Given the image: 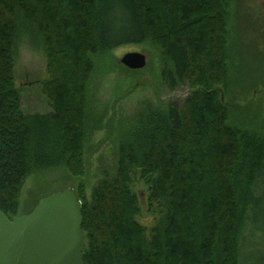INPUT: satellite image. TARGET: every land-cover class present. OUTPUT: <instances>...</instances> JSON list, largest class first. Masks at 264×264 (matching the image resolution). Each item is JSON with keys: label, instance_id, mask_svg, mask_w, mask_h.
Here are the masks:
<instances>
[{"label": "trees", "instance_id": "trees-1", "mask_svg": "<svg viewBox=\"0 0 264 264\" xmlns=\"http://www.w3.org/2000/svg\"><path fill=\"white\" fill-rule=\"evenodd\" d=\"M238 17L232 0H0V213L12 221L32 211L40 198L20 212L19 195L33 172L64 167L73 179L86 176L81 159L92 58L147 43L160 51L165 87L186 84L190 94L180 106L137 111L121 130L114 172L104 173L89 201L83 182L68 186L81 202L84 264H264V106L253 102L264 93V22L251 27L253 19ZM66 28L76 35L68 52L53 47ZM25 37L49 45L53 74L41 82L47 113H24L14 85L15 48ZM59 57L64 62L56 67ZM67 61L79 70L76 81L65 82L60 72ZM193 142L207 144V161L221 163V179L212 177L201 199L180 193L183 179L189 181L183 169L197 159L182 155ZM204 164L195 167L199 177ZM136 174L145 185L153 179L147 210L158 211L160 220L148 230L137 221ZM179 222L193 230L187 240Z\"/></svg>", "mask_w": 264, "mask_h": 264}, {"label": "rangeland", "instance_id": "rangeland-1", "mask_svg": "<svg viewBox=\"0 0 264 264\" xmlns=\"http://www.w3.org/2000/svg\"><path fill=\"white\" fill-rule=\"evenodd\" d=\"M232 9L236 15L238 14L240 21L246 19L251 21L253 19L251 27L255 24L261 26V22H264V0H232ZM72 29L75 30L76 28L73 27ZM72 29H64L65 35L61 39L60 37L56 39L59 41L53 44V47H62L65 51H70L68 45L75 42L73 38L76 36ZM31 40L27 37L21 38L16 45L14 85L21 91V109L24 113H47L50 111V107L46 104V96L41 93V82L46 81L53 74L48 70V65L51 66L48 53L49 45H47V40L42 39V37ZM130 52H139L146 57V66L143 69L136 72L124 69L120 59ZM92 59L94 69L92 74H89L86 89L88 105L85 109L86 119L83 133V156L81 159V167L83 170L85 169L86 176L81 179H73L64 167L33 172L24 179L20 189V212L26 209L25 206L28 202L37 198H44L46 195L61 191L62 188L70 185L73 187L76 181L83 182L84 195L86 200L89 201L93 189L103 178L104 173L114 172L117 165V144L121 130L130 126L131 120L137 111L149 104L152 107H164L167 103H175L180 106L190 94V89L186 84L179 90H169L165 87L160 77V51L152 44L122 45L105 55L93 56ZM63 62V57L53 58V64L56 67L57 64L61 66ZM65 64L68 66V70L63 71L61 69L60 72L63 73V77H68V79H65V82H68L70 79H75L74 73L79 70L71 61H67ZM66 73L70 75L68 76ZM220 88V85H215L214 88V91L219 95L221 93ZM256 92H250L247 97L253 98L252 93L256 94ZM68 93L69 90L66 88L61 94L63 105L69 103L67 100ZM259 100L260 104L264 106V93L257 95L253 102L257 105ZM191 114L193 117L198 116L196 112H191ZM68 115L74 121H78L71 111L68 112ZM206 146L207 144H198V142L184 146L182 155L185 159L192 162L193 153H196L197 159L192 162V167L188 164L183 169L187 174V178L189 177V181L183 179L180 185L181 194L196 195L197 198L201 199L199 195L206 193L207 190L205 189L210 185L212 177L213 179H221V163L216 159L214 162L212 160L207 161L209 157L206 159ZM206 162L208 166L204 164L205 175L201 174L199 177V172L195 170V167H203L201 166L202 163ZM178 176L175 178L177 182L181 183V177ZM196 177L198 179H195ZM192 179L194 185L190 182ZM152 180L145 185L144 181L139 179V174H136L131 186L138 198L139 216L137 221L147 230L154 227L157 221L160 220L158 211H154L151 215V212L147 210V206L151 205H147V195L150 186L153 184ZM187 183L191 187L185 190ZM196 210L195 212L198 215L204 211L202 208ZM178 226L179 231L187 240L186 233L189 235L193 230L190 228L191 231H187L182 222H179ZM185 250L187 251V247Z\"/></svg>", "mask_w": 264, "mask_h": 264}, {"label": "water", "instance_id": "water-1", "mask_svg": "<svg viewBox=\"0 0 264 264\" xmlns=\"http://www.w3.org/2000/svg\"><path fill=\"white\" fill-rule=\"evenodd\" d=\"M120 63L141 70L146 57L130 52ZM84 245L81 202L71 187L39 199L12 221L0 213V264H84Z\"/></svg>", "mask_w": 264, "mask_h": 264}]
</instances>
